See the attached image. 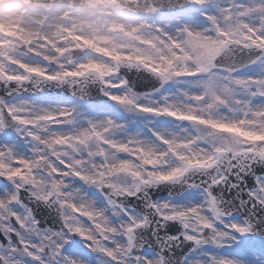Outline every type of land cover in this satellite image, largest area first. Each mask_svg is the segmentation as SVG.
<instances>
[{
	"label": "snow or ice",
	"instance_id": "snow-or-ice-1",
	"mask_svg": "<svg viewBox=\"0 0 264 264\" xmlns=\"http://www.w3.org/2000/svg\"><path fill=\"white\" fill-rule=\"evenodd\" d=\"M115 3L116 0H86L80 7L73 8L71 5L56 3L55 0H45L41 8L46 20H67L73 15L70 9L87 18L100 6ZM209 3L210 0H185V4L180 5L181 10L185 9V5L200 9V16L207 22V26L201 29H194L182 18L176 17L174 31H169L164 24L143 21L127 30L126 35L140 44L135 53L121 54L115 48L108 52L111 64L83 61L67 68L61 75L59 72L45 73L40 66L29 65L23 60L11 61L9 57L19 71L5 72L0 66V85L5 86L10 95L11 88L8 86L15 84L17 89H22L32 81L33 74L39 76L44 83L69 82L75 85L85 80L87 75L93 74L89 73V69H95L94 74L104 95L125 108L131 106L136 112L148 115H166L181 121L210 124L214 131H223L225 134L238 127V120H210L184 114L168 102L167 96L161 97L165 101L162 107L141 103L127 79L119 75L123 64L151 73L162 84L172 79L199 82L201 91L194 97L197 101H202L209 107L223 105L229 111L232 110V103L238 102L236 111L243 108L242 115L264 119V73L246 77L235 75L241 68L249 65L264 66V47L255 46V40H244L241 43L242 32L249 35L255 33V37L264 40V0H229L227 4L213 5L215 11L207 9ZM127 11L144 17L162 14L161 6L156 0L143 4L136 0ZM249 16L260 19L259 25L250 24ZM234 17L237 19H233ZM112 27L125 29L123 24L115 21H112ZM59 30L66 38L73 32L63 26ZM229 37L232 39L229 40ZM74 38L82 39L78 33ZM98 38L107 40L102 35ZM210 38L213 43L207 42ZM19 39L24 40L33 54H36L27 38ZM43 42L45 45L50 43L47 36L43 37ZM12 43L11 39L7 42L0 39V47H7ZM85 43H91V40H85ZM234 47L258 55H249L248 60L239 66L217 63L221 55ZM143 50H148L150 54H144ZM57 51L59 54L60 50ZM102 51L106 50L97 49L98 53ZM125 61L126 64L123 63ZM238 88L243 89L246 99L237 94ZM158 91L159 89L156 90ZM87 95L84 87L73 90V96L81 101ZM258 99L259 103L256 102ZM154 103L159 104L158 101ZM63 108L64 113L53 117L44 107L30 101L9 103L4 97H0V137L11 131L17 138H23L32 145V155L29 156L18 150L15 141H0V235L4 237V240H0V264H27L29 259L39 264H91L83 256L68 254L67 249L77 242L83 251L98 254L97 264H152L154 259L158 264H172L173 257L164 253L171 252L172 248L184 240L193 243L192 252L211 244L217 248L235 247L239 256L208 253L204 254L207 256L206 262L198 257L185 256L183 264H237V260H243L245 264H264V217L256 216L257 210L264 208V174H257V166L264 165V146L210 144L201 150L203 163L199 159L193 163L186 155L177 151L180 145L174 144L157 130L151 131L156 143L163 146V153L145 149L142 141L132 134L124 142H119L115 135H106L114 129L127 127L110 117L104 120L84 117V125L75 135L77 143L71 146L69 152L65 140L57 135L62 131L58 126L63 123L49 124V135L42 138L39 127L33 122V112L34 119L41 123L52 119L65 121L69 117L71 122H75L78 113L81 115L77 105ZM259 131H264V128ZM92 142L96 143L95 151L91 150ZM200 142L195 141L194 145ZM130 145H140L136 151L144 154L142 160L136 151L130 149ZM261 145H264V141ZM61 146L64 149L62 154ZM184 147L187 148L188 145L185 144ZM109 149L114 155H109ZM166 155H174L178 160L175 167L169 168L158 163L156 157ZM194 155L199 156L200 152ZM149 156L152 158L149 159ZM137 160H141V163L137 164ZM194 173L207 179L196 183L194 179H190ZM120 176H128L132 184L121 183ZM231 176L236 177L235 183L231 181ZM247 176L255 180L252 188H247ZM70 178H79L83 183L100 190L106 203L98 205L81 189V197L88 203L78 204L76 199L69 198L65 189L70 186ZM180 182L187 184L189 189H201L203 199L199 203L185 205L171 201L154 202L146 195L151 186ZM222 184L230 185L237 192L247 190V201L236 197L240 200L239 207L248 209L243 221L228 219L232 215V208L229 207L232 202L224 199L222 190L219 196L214 192ZM24 191H28L29 201L58 206L62 218L58 229H44L40 226L32 209L24 203ZM141 192H145V199L148 201L146 207L151 210L149 214H137L134 209L126 206L128 197L137 196ZM152 217L157 219L153 220ZM170 221L181 222L185 229L181 234L183 239L167 236L161 239L159 228ZM153 225V235L160 245L159 253H154L150 242L140 235ZM217 234L224 239L217 240Z\"/></svg>",
	"mask_w": 264,
	"mask_h": 264
},
{
	"label": "rangeland",
	"instance_id": "rangeland-1",
	"mask_svg": "<svg viewBox=\"0 0 264 264\" xmlns=\"http://www.w3.org/2000/svg\"><path fill=\"white\" fill-rule=\"evenodd\" d=\"M228 2L229 0H210V3L207 5V9L209 11H215V7H213V5H223L227 4ZM112 5V7L107 9V11L105 13H102L101 15H105L110 18L111 23L109 26L112 32L124 35L129 41L132 42L131 48L123 46L115 48L111 46L108 40L99 39V34L94 38H90L86 35L81 34L82 29L80 27H77L75 29L72 27H66L73 30L72 34L66 38L67 40L73 42L70 46L61 47V45L66 43L65 39H60L58 43L56 41H52L49 44L45 45L43 40L41 41L39 35H36L35 32L31 33L32 35H29L30 32L34 30V28H41L42 31L45 28L53 29L58 23V20H46L42 13V5L30 4L29 0H11L9 4H1L0 39L5 42L11 39L13 43L10 46L4 47L3 50L0 51V66L4 68L5 72H18L19 70L14 67V64L11 61L23 60L29 65L42 67L45 70V73L51 72L52 74H55L56 72H59L61 75H63L64 71L67 68L79 64L83 61L91 60L100 64H109L107 62L110 61L108 59V52H111L114 48L117 51L121 52V54H131L134 48L139 46L140 42L134 40L131 37H128L126 35V31L140 24L142 21L146 23L164 24L168 27L169 31L175 30L176 17L182 18L194 29H201L207 26V22L199 14L200 9L196 8L195 6L187 7L184 11L174 14H166L162 12V14L157 17L142 18L132 15L129 12L121 9L118 2ZM71 10L72 9H70V11ZM233 19H237V17H234ZM25 20L29 21L30 26H25ZM40 21L44 22L43 25L40 24ZM70 21L73 24H80L81 22L87 24L88 22L87 18H85L84 16H80V18L77 19L73 17V15L70 17ZM112 21H115L117 24H123L125 26V29H114L112 27ZM248 22L250 24L259 25L260 19H258L256 16H249ZM77 33L82 37V39L77 40L74 38L75 34ZM20 35H23V37L27 38V40L31 44V48L35 51V53L41 55V57L35 56L32 50L29 49L28 45L27 50L23 48L25 46V42L24 40L19 39ZM145 35H147V33H145ZM241 35L243 37L241 43H243L244 40H255V46L264 47V40H260L258 37H255V33L249 35L248 33L242 32ZM88 39L91 40V43H85V40ZM228 39L231 40L232 38L229 37ZM207 42L213 43V40L210 38ZM37 43L40 45L41 43H43L44 46L41 47ZM54 45L55 47H53ZM49 48H53V51H55L57 57L55 60L57 61V63L51 61V59L53 58L48 55ZM71 48L81 49L77 51L79 53H84L85 51H87V49L89 50L81 59L71 61ZM97 49H105L106 51L98 53ZM57 50H60L59 54ZM9 57H11V61L9 60ZM146 62L151 63V61ZM126 68L129 70L135 69L133 67ZM261 73H264V66L250 65L247 69L236 72L235 75L238 77H246L258 75ZM119 75L122 76L120 73ZM138 80L144 83L148 82L149 78L139 77ZM157 89H159L158 92H156ZM157 89L144 93H138L135 91L138 94L137 99L141 103L147 104L149 106L162 107L165 104V101L161 99V97L167 96L168 102L174 105L176 110L184 114L196 115L201 117L202 119L210 120H238V127L225 134L223 131H214L212 125L210 124L201 125L198 122L181 121L178 118H171L166 115H148L142 112H136L135 109L131 106L125 108L111 100L107 102H100L98 104H92L85 101H77L71 99L48 101L14 97L9 103L30 101L38 106L44 107L53 115V117H58L65 112L63 106H79L81 115L78 113L75 122H71V118L69 117V119L65 121L52 119L41 123L40 121L34 119L35 112H33V122L39 127L42 138L49 135V124L63 123V125L58 126V129L62 131L57 135L58 137H62L65 140L66 144L68 145L69 152L71 151V146L77 143L75 140V135L79 130L82 129L85 122L84 117L96 120H104L105 118L110 117L122 124L127 125V127L123 129H114L113 132L106 133V135H115L116 139L119 142H124L127 140L128 135L132 134L134 137L142 141V146L145 149H154L157 153H163V146L156 143V138L153 136L151 131L152 129L157 130L163 136L171 139L174 144L180 145V147L177 148V151L183 155H186L193 163H196L198 159L200 163H203V153L201 152V150L206 148L210 144H252L256 145L257 147L264 146L261 145V142L264 141V131H259V129L264 128V119H260L258 117L251 118L247 117L246 115H242L244 111L243 108H241L240 111H236L238 102L232 103L231 111H229L228 108L223 105H214L212 107H209L208 104L194 99V97H196L197 94L200 93L201 88L199 86V82H194L191 79H184L181 81L172 79L169 82L162 84ZM236 91L239 96L246 99L243 89L238 88L236 89ZM152 93H155V95H146ZM156 101H158L159 104H155L154 102ZM229 102L231 103V98L229 99ZM256 102L259 103L260 100L258 99ZM101 131H103V129H101ZM0 141H15L19 151L23 152L25 155H32V145L23 138H17L15 133L0 137ZM195 141L201 142L194 145ZM185 144L188 145L187 148L184 147ZM90 147L91 150L95 151L96 143L92 142L90 144ZM139 147L140 145H130V149H132L133 151H136ZM63 150V146H61V154L63 153ZM241 151H243V149H241ZM108 152L110 156L114 155L111 152V149H109ZM197 152H200L199 156L194 155V153ZM136 154L141 157V160L143 159V153L136 151ZM121 157H123V154H121ZM148 158L151 159L152 157L149 156ZM156 158L160 165H166L169 168L175 167L178 163V160L174 157V155L157 156ZM141 160H137L136 163H141ZM119 181L127 185L132 184V180L128 176H120ZM68 182L70 183V186L72 188L81 189L82 192L86 193L89 198L95 200L98 205L103 206L106 203L105 196L94 186H89L83 183L79 178H70ZM80 195L81 193L76 194L77 197ZM74 199H76V197H74ZM202 199L203 193L201 189H190L179 198L166 197L159 202L171 201L177 204L188 205L192 203H199ZM128 208L134 209L137 214L143 215L134 207L130 206ZM228 219L243 221L240 218L235 217H230ZM217 226L222 227V225ZM35 239L38 242V237H36ZM216 239L222 240L224 239V237H221L219 234H217ZM72 248L73 249L70 250L67 249L68 254L83 256V258L90 261L91 264H97L98 254L91 251H83L82 246L79 242L74 244ZM154 253L156 252L154 251ZM208 253L239 256V251L235 247L217 248L213 245H204L198 248L196 252L191 253L189 257H198L200 260H204L206 262L207 256L204 254ZM30 261V259L27 260V264H31ZM237 264H245V262L243 260H237Z\"/></svg>",
	"mask_w": 264,
	"mask_h": 264
},
{
	"label": "water",
	"instance_id": "water-1",
	"mask_svg": "<svg viewBox=\"0 0 264 264\" xmlns=\"http://www.w3.org/2000/svg\"><path fill=\"white\" fill-rule=\"evenodd\" d=\"M61 1L63 0H55L56 3H59ZM116 1L120 4V7L122 9H125L126 11L129 7H132L136 3V0H116ZM67 2L71 6H81L82 4L86 2V0H67ZM145 2H151V0H139L140 4H143ZM156 2L161 6L162 11L165 13H173V12L179 11L181 10L180 5L185 4V0H181V1L180 0H156ZM186 7L187 5H185V8ZM133 11H135L134 7H133ZM86 53L87 51H85L84 54H80L79 56L75 58H79L80 56L85 55ZM249 55H258V53L241 51L239 47H234L231 51L227 52L226 54L221 55L220 60H218L217 63L222 62L230 66H239V65L244 64L248 60ZM89 73H93V74L87 75L85 80L75 85L69 82H66L64 84L44 83L41 81L39 76H36L35 74H33L32 81L29 83H26L22 89H17V85L15 84L8 86L12 88L10 95L7 94L5 90V86L0 85V97H4L5 99H8L15 95H22V96L76 98L73 96L74 88L79 89L81 87H84L88 94L86 97L87 100L99 101V100L107 99V97L101 91V84L99 81H97L98 79L96 75L94 74L95 71L90 70ZM120 73L125 77V79H127L129 86L133 90H136L137 92L152 91V90L157 89L162 84V82L158 78H156L154 75H152L151 73L145 70L138 71L137 68L133 70H129L125 67V68L120 69ZM139 77L141 78L148 77L149 80L148 82H144L145 83L144 84L138 80ZM91 78H94V79L91 80ZM37 88H39L40 90L37 91ZM257 174L258 175L264 174V165L257 166ZM213 175H215V172H213ZM190 179H194L196 183H199L201 179H207V178L200 176L199 173H194L193 177ZM230 179L233 183L236 182L235 176H231ZM245 181L247 184V188H252L253 186H255V180L253 177L247 176L245 177ZM189 182H192V181L190 180ZM241 187H244V185H241ZM188 190L189 188L187 184L183 182L175 183V184L160 183V184L149 187L146 191V195L151 201L157 202L168 196H171L174 198L180 197L182 194H184ZM221 190L223 192L224 199L232 202L229 205V207L232 208L231 217H236V218H240L244 220L247 216L248 209L240 208L239 207L240 200L236 199V197L239 196L240 199L247 201L248 200L247 190H245L244 192H237L235 188H230V185L222 184L220 187H216L214 189V192L217 196H219L221 194ZM128 198L129 199L132 198V200L125 201L127 206L129 205L134 206L135 208L140 210L143 214H149L151 212V210L146 207V204L148 203V201H146L145 199V192H141L137 196L128 197ZM35 205L39 206V203L35 202ZM256 216L264 217V208L257 210ZM152 219L155 220L157 219V217H152ZM154 228H155V225L147 228L145 231L141 232L140 235L150 242V244L152 245V249H151L152 251L159 253L160 245H159V241L157 240L156 236L153 235ZM184 231L185 229L183 225L181 224V222L170 221L159 228V236L161 237V239H163L165 236L173 238V239L177 237H181V239H183L181 234ZM165 243L167 244L168 241H165ZM193 247L194 245L192 242H188L184 240L183 243H180L178 246L172 248L171 252H165L164 254L173 257L172 264H183L184 257L192 251Z\"/></svg>",
	"mask_w": 264,
	"mask_h": 264
},
{
	"label": "clouds",
	"instance_id": "clouds-1",
	"mask_svg": "<svg viewBox=\"0 0 264 264\" xmlns=\"http://www.w3.org/2000/svg\"><path fill=\"white\" fill-rule=\"evenodd\" d=\"M112 4H107V5H102L100 6L97 10H95L93 13H91L88 17H87V24H84L83 22H81L80 24H73L71 23L70 19H59L57 25L55 26V28L53 29H47L45 28L43 31L41 30V28H34V32L36 34L39 35L41 41L43 40L44 36H47L49 41H56L57 43L59 42L60 39H65L66 43L61 45V47H68L70 46L73 42L70 40H67L64 33H62L59 28L60 26L63 27H72V28H77L80 27L82 29L81 34L86 35L90 38H94L96 35H102L107 37V40L109 41V43L111 44V46L115 47V48H119L121 46L123 47H132V42L129 41L127 39L126 36L121 35L119 33H114L111 31L110 28V23L111 20L109 17L105 16V15H101V13H105L107 11V9H109L110 7H112ZM73 11V17L79 19L81 15L76 14ZM25 26H30V23L28 20L24 21ZM43 21H40V24L43 25ZM41 47H43V43H41L40 45ZM55 47V45L53 46ZM135 49L132 51L133 53H135ZM144 54H150L148 50H143ZM48 55H50L53 59H56V53L55 51H53V48H49L48 49ZM109 64H111V61H107ZM127 62H124V64H126ZM122 66L120 67V69ZM123 91V90H122ZM65 191L68 193L69 198H74L76 197L77 199V203H88V201L84 200L81 195L80 196H76V194L80 193V189L79 188H72L71 186H69L67 189H65ZM224 235L226 236L227 233H224ZM152 264H158L157 260H153Z\"/></svg>",
	"mask_w": 264,
	"mask_h": 264
},
{
	"label": "flooded vegetation",
	"instance_id": "flooded-vegetation-1",
	"mask_svg": "<svg viewBox=\"0 0 264 264\" xmlns=\"http://www.w3.org/2000/svg\"><path fill=\"white\" fill-rule=\"evenodd\" d=\"M7 1H5V0H3V1H0V4L1 3H6ZM42 228H44V229H47V228H51L50 227V225H48V226H46V227H42ZM71 248H68V250H70ZM36 264H39V262H37V261H34Z\"/></svg>",
	"mask_w": 264,
	"mask_h": 264
},
{
	"label": "bare ground",
	"instance_id": "bare-ground-1",
	"mask_svg": "<svg viewBox=\"0 0 264 264\" xmlns=\"http://www.w3.org/2000/svg\"><path fill=\"white\" fill-rule=\"evenodd\" d=\"M34 32V30H32V32H30V33H33ZM20 37H23V35H20ZM38 44V43H37ZM38 45H40V44H38Z\"/></svg>",
	"mask_w": 264,
	"mask_h": 264
}]
</instances>
